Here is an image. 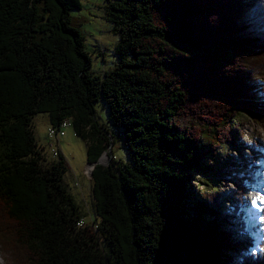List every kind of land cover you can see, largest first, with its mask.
I'll return each mask as SVG.
<instances>
[{
  "label": "trees",
  "instance_id": "obj_1",
  "mask_svg": "<svg viewBox=\"0 0 264 264\" xmlns=\"http://www.w3.org/2000/svg\"><path fill=\"white\" fill-rule=\"evenodd\" d=\"M105 1L118 60L100 78L72 24L79 0H0V264H264V237L239 253L250 241L220 213L230 196L192 184L219 149L241 151L239 117L264 113V0ZM43 113L72 122L88 164L116 141L128 152L91 171L95 228L61 155L46 163L36 143Z\"/></svg>",
  "mask_w": 264,
  "mask_h": 264
},
{
  "label": "rangeland",
  "instance_id": "obj_2",
  "mask_svg": "<svg viewBox=\"0 0 264 264\" xmlns=\"http://www.w3.org/2000/svg\"><path fill=\"white\" fill-rule=\"evenodd\" d=\"M79 1L80 10L71 12L72 24L84 36V48L91 59V70L101 78L117 63L115 49L118 36L112 32V25L107 21L105 0ZM261 89V99L264 101V84L261 85ZM93 107L97 122L111 131L107 105L99 99L94 102ZM237 123V128L243 129L244 133L243 138L240 139L241 151L229 147L219 149L212 162L211 171L204 170L206 175H195L192 184L195 192L211 193L218 190L230 196V199L221 202L220 213L225 215V220L229 224L234 218L244 224L243 228L249 235L250 244L239 249V253L256 257L259 251L258 245L264 237V212H262L264 202L258 199L264 197V113L256 121L244 116L239 117ZM51 127L47 113L31 118L32 133L41 148L45 162L56 161L61 155L67 166L62 179L63 184L78 205L83 220L92 228L89 223L94 218V205L91 197L89 166L86 163V142L75 135L70 120L61 128L57 141L48 137ZM109 150H112V157L107 155L103 164L109 163L114 157L120 162L128 161V152L119 141H116L107 152ZM57 153L58 156L55 155ZM241 153L244 154L245 163H242L236 155ZM215 178H218V183H215ZM238 186H242L244 190L240 210L234 216L231 207L233 200L240 197L236 194ZM221 224V226L225 225V223Z\"/></svg>",
  "mask_w": 264,
  "mask_h": 264
},
{
  "label": "built area",
  "instance_id": "obj_3",
  "mask_svg": "<svg viewBox=\"0 0 264 264\" xmlns=\"http://www.w3.org/2000/svg\"><path fill=\"white\" fill-rule=\"evenodd\" d=\"M63 126H65V123H62V124H61L60 126H58V127H53V126H52V127L49 129V131H48V137H49V139H53V138H55L56 141H57V138H58V136H59L58 133H60V130H61V128H62ZM55 155L58 156V153L55 154ZM86 173H88V170H86ZM92 228H95L94 225H92Z\"/></svg>",
  "mask_w": 264,
  "mask_h": 264
},
{
  "label": "water",
  "instance_id": "obj_4",
  "mask_svg": "<svg viewBox=\"0 0 264 264\" xmlns=\"http://www.w3.org/2000/svg\"><path fill=\"white\" fill-rule=\"evenodd\" d=\"M111 153H110V150H109V152L108 153H103L102 155H101V157L98 159V161L96 162V163H93V164H88V166H89V176L91 177V171L93 170V168H94V166H95V164H103L102 163V159H103V157L105 156H109ZM106 165H108V163L106 164Z\"/></svg>",
  "mask_w": 264,
  "mask_h": 264
},
{
  "label": "snow or ice",
  "instance_id": "obj_5",
  "mask_svg": "<svg viewBox=\"0 0 264 264\" xmlns=\"http://www.w3.org/2000/svg\"><path fill=\"white\" fill-rule=\"evenodd\" d=\"M262 202H264V197H258Z\"/></svg>",
  "mask_w": 264,
  "mask_h": 264
},
{
  "label": "bare ground",
  "instance_id": "obj_6",
  "mask_svg": "<svg viewBox=\"0 0 264 264\" xmlns=\"http://www.w3.org/2000/svg\"><path fill=\"white\" fill-rule=\"evenodd\" d=\"M105 158H106V157H104V158L102 159V163H104V161H105Z\"/></svg>",
  "mask_w": 264,
  "mask_h": 264
},
{
  "label": "crops",
  "instance_id": "obj_7",
  "mask_svg": "<svg viewBox=\"0 0 264 264\" xmlns=\"http://www.w3.org/2000/svg\"><path fill=\"white\" fill-rule=\"evenodd\" d=\"M87 166H88V163H87Z\"/></svg>",
  "mask_w": 264,
  "mask_h": 264
}]
</instances>
